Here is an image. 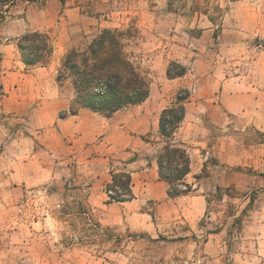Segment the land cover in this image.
Segmentation results:
<instances>
[{"label": "rangeland", "instance_id": "rangeland-1", "mask_svg": "<svg viewBox=\"0 0 264 264\" xmlns=\"http://www.w3.org/2000/svg\"><path fill=\"white\" fill-rule=\"evenodd\" d=\"M60 2L55 20L41 30L54 52L34 75L75 91L72 78L59 79L65 54L103 28L129 30L126 49L150 81L149 105H172L189 90L177 139L191 154L193 190L175 201L181 214L154 238L102 224L86 202L87 185L76 173L69 178L67 168L48 181L14 183L9 176L21 166L14 160L32 149L14 141L34 138L37 146L40 133L32 132L28 113H0V149L10 156L0 161V264H264V130L252 115L222 103L224 83L231 93H264V0ZM173 61V73L185 66L183 76H167ZM257 99L264 111V97ZM157 137L151 140L161 148ZM44 217L51 220L47 228L32 225ZM22 234L29 240L19 242Z\"/></svg>", "mask_w": 264, "mask_h": 264}, {"label": "crops", "instance_id": "crops-1", "mask_svg": "<svg viewBox=\"0 0 264 264\" xmlns=\"http://www.w3.org/2000/svg\"><path fill=\"white\" fill-rule=\"evenodd\" d=\"M43 2L0 0V113H28L32 119V132L38 130L37 139L41 144L35 146L34 138L22 137V140L14 141L31 143L32 149L27 153L22 151L20 161L14 160L21 166L9 177L14 178V183L25 186L55 179L58 170L67 168L69 178L76 173L75 179L78 177L87 185L86 202L98 213L102 224L117 228L125 226L147 238H154L162 232L166 221L177 218L182 211L174 206L181 196L170 197L169 183L160 179L157 161L160 147L151 140L154 134L158 135V140L161 138L160 114L167 106L158 108L157 102L154 106L149 105V95L144 102L121 109L111 117L87 107L79 109L77 114H70L75 91L63 92L50 80L47 84L39 81L34 73L46 67L28 66L18 48L21 34L48 27L62 5L60 0ZM222 88L224 109L252 115L254 124L264 130V111L257 105L261 102L257 97L263 98L264 93L254 90L231 93L226 83ZM187 114L188 109L176 137L186 123ZM4 131L5 127L0 124V134ZM122 152L129 154L128 158L122 157ZM8 157L7 150L1 148L0 161H8ZM62 164L65 165L59 169L57 166ZM120 171L131 174L134 196L125 201L110 200L106 190L113 183V174ZM49 223L50 217H44L32 225L38 227L41 224L47 228L45 225ZM19 237H22L19 242L29 240L25 234Z\"/></svg>", "mask_w": 264, "mask_h": 264}, {"label": "trees", "instance_id": "trees-1", "mask_svg": "<svg viewBox=\"0 0 264 264\" xmlns=\"http://www.w3.org/2000/svg\"><path fill=\"white\" fill-rule=\"evenodd\" d=\"M128 33L129 30L103 28L86 46L73 48L65 54L59 79L70 77L75 87L76 96L70 114H77L79 109L87 107L111 117L115 112L140 104L149 97L150 81L126 49ZM18 41L23 60L28 66L46 64L54 52L49 34L41 30L24 32ZM173 63L177 62L170 63L167 76H183L185 66L180 64V70L173 73ZM183 93L160 114L159 132L164 144L158 152L157 161L160 179L170 185V197L188 195L193 190V185L187 181L192 171L191 154L185 143L176 137L185 119L186 102L190 96L189 90ZM200 176L197 174L195 177L199 179ZM113 184L121 187L123 196H110V200L125 201L133 198L130 173L115 172Z\"/></svg>", "mask_w": 264, "mask_h": 264}, {"label": "built area", "instance_id": "built-area-1", "mask_svg": "<svg viewBox=\"0 0 264 264\" xmlns=\"http://www.w3.org/2000/svg\"><path fill=\"white\" fill-rule=\"evenodd\" d=\"M107 194L109 196H117V195H123L122 194V190L120 189V187L118 185L114 186V187H108L107 188Z\"/></svg>", "mask_w": 264, "mask_h": 264}]
</instances>
